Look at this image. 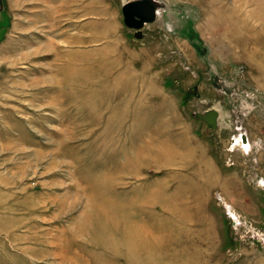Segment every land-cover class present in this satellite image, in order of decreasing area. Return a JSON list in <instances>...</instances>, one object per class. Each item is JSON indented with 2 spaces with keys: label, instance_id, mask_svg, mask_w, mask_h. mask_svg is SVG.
<instances>
[{
  "label": "rangeland",
  "instance_id": "1",
  "mask_svg": "<svg viewBox=\"0 0 264 264\" xmlns=\"http://www.w3.org/2000/svg\"><path fill=\"white\" fill-rule=\"evenodd\" d=\"M127 1L0 0V264H264V0Z\"/></svg>",
  "mask_w": 264,
  "mask_h": 264
},
{
  "label": "water",
  "instance_id": "2",
  "mask_svg": "<svg viewBox=\"0 0 264 264\" xmlns=\"http://www.w3.org/2000/svg\"><path fill=\"white\" fill-rule=\"evenodd\" d=\"M157 7L155 0H131L122 5L123 21L128 27L135 29V37L142 36L140 28L144 23L155 19ZM194 115L207 122L211 127L216 126L217 111L215 109H208L204 113L195 112Z\"/></svg>",
  "mask_w": 264,
  "mask_h": 264
},
{
  "label": "bare ground",
  "instance_id": "3",
  "mask_svg": "<svg viewBox=\"0 0 264 264\" xmlns=\"http://www.w3.org/2000/svg\"><path fill=\"white\" fill-rule=\"evenodd\" d=\"M158 5V4H157ZM122 7V6H121ZM158 8V7H157ZM157 8H156V10H157ZM155 17H156V11H155ZM152 22V21H151ZM146 23H148V22H146ZM145 24V23H144ZM143 24V25H144ZM142 25V26H143ZM140 30H141V28H140ZM236 142H238L240 145L242 144L243 146H244V148L245 149H250L251 148V144L249 143V141H247V138H246V136H244V135H241V136H238V138H236ZM137 156V155H136ZM159 158H161V159H164L166 162L170 159V157H169V155H163V154H161L160 156L159 155H157ZM138 158L139 157H135V160H137L138 161ZM91 205L92 204H88V206L86 207V210H85V215H84V217L83 218H80L79 220H80V226H78V227H74V229H75V233L76 234H79V235H83L85 232H86V227L87 226H83V223L85 224V225H87V220H88V218H89V216H90V213H91V211H93L92 209H91ZM102 228L104 229V227H103V224H101V230H102ZM125 233V232H124ZM132 234H133V237H131V238H129V239H127V244H128V246H130V247H132V249L133 250H135V249H137V247H136V244H137V233L135 232V233H133V232H131ZM124 236H125V234H123ZM102 239V238H101Z\"/></svg>",
  "mask_w": 264,
  "mask_h": 264
},
{
  "label": "crops",
  "instance_id": "4",
  "mask_svg": "<svg viewBox=\"0 0 264 264\" xmlns=\"http://www.w3.org/2000/svg\"><path fill=\"white\" fill-rule=\"evenodd\" d=\"M154 20H155V19H154ZM154 20H153V21H154ZM153 21H152V23H153ZM154 22H155V21H154ZM149 23L152 24L151 22H148V23H145V24H149ZM142 27H143V26H142ZM142 27H141V28H142ZM134 30H135V29H134Z\"/></svg>",
  "mask_w": 264,
  "mask_h": 264
}]
</instances>
